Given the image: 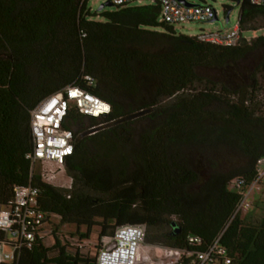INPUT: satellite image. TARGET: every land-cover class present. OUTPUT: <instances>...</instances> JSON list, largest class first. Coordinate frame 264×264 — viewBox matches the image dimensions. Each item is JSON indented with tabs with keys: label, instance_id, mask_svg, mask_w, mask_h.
<instances>
[{
	"label": "trees",
	"instance_id": "trees-1",
	"mask_svg": "<svg viewBox=\"0 0 264 264\" xmlns=\"http://www.w3.org/2000/svg\"><path fill=\"white\" fill-rule=\"evenodd\" d=\"M88 2L0 0V207L12 198L15 186L32 185L39 190L37 207L62 216L52 229V246H46L37 233L31 247H23L13 264H98L103 237L113 236L126 224H144L147 244L172 248L202 249L223 231L220 243L233 257L230 264H264V214L256 221L241 213L232 218L239 195L229 188L236 177L252 180L258 159L264 157V122L248 120L260 119L250 113V106L264 104V85L238 81L239 62L264 44V36L235 47L216 46L160 21L159 5L92 12ZM240 7L243 32L264 28V6L244 1ZM97 15L103 20L93 19ZM200 68L218 77L201 75ZM34 74L37 78L32 80ZM85 75L95 79L94 85L87 84ZM71 84L105 99L112 110L107 116L92 117L70 108L65 127L74 133L75 151L66 168L73 180L64 187L43 181L38 173L31 175L26 153L32 147L31 110L43 97ZM201 88H222L231 94L236 112L228 119L200 116L189 125L179 145L188 148L192 182L181 177L161 189L142 180L132 165L123 180L104 157L108 148L103 138L88 139L74 129L84 120L89 127L123 125L108 137L128 146L134 133L126 134L124 141L121 134L130 125L131 111L172 99L189 112L190 122L192 99L187 96ZM132 103L136 107L127 110ZM151 127L149 123L146 131ZM191 203L213 207L202 232L192 228L182 211ZM174 213L181 227L178 234L171 226ZM64 223L76 226L70 235L80 241L91 240L97 230L95 243L80 248L61 241L57 233ZM190 233L202 236L205 244L190 246L186 240ZM7 236L0 227V246Z\"/></svg>",
	"mask_w": 264,
	"mask_h": 264
},
{
	"label": "built area",
	"instance_id": "built-area-1",
	"mask_svg": "<svg viewBox=\"0 0 264 264\" xmlns=\"http://www.w3.org/2000/svg\"><path fill=\"white\" fill-rule=\"evenodd\" d=\"M113 6L135 5L136 2L160 6V21L173 25L194 21L210 22L217 16V10L207 2L186 4L182 0H108ZM239 5L248 1L253 5L264 6V0H234ZM176 29V28H175ZM177 31V30H176ZM239 20L228 29L201 30L192 35L201 42L224 47H235L243 40ZM88 85H94L91 75L83 77ZM71 107L80 113L92 117H104L111 113V104L79 85H67L59 91L43 97L31 110L30 127L32 147L26 153L31 163V175L38 173L41 179L52 184L57 175L64 171L67 159L75 151L74 133L65 127V120ZM72 183V179L70 181ZM71 183L69 186H71ZM68 186V187H69ZM229 188L239 195L232 218L251 207L250 197L254 191L264 188V157L258 159L255 177L247 181L236 177L230 181ZM37 187L32 185L15 186L13 196L8 203L0 207V227L8 232L3 245L12 250L4 254L5 264L15 263L23 247H31L35 235H42L45 225L52 229L62 221V216L47 212L37 207ZM231 218V219H232ZM42 229L41 232H39ZM223 231L202 249L172 248L149 245L146 243V226L144 224H126L116 229L113 236L102 239L103 246L97 256L98 264H230L233 257L228 248L220 243ZM63 242L80 248L88 245L85 241L71 236ZM190 246L205 244L202 236L188 234ZM72 242V243H70ZM113 244V245H112ZM112 245V247H109Z\"/></svg>",
	"mask_w": 264,
	"mask_h": 264
},
{
	"label": "rangeland",
	"instance_id": "rangeland-1",
	"mask_svg": "<svg viewBox=\"0 0 264 264\" xmlns=\"http://www.w3.org/2000/svg\"><path fill=\"white\" fill-rule=\"evenodd\" d=\"M106 1L107 0H89L88 7L92 12H99V6ZM188 1L191 3L207 2L211 4L217 10L218 19L210 22L194 21L177 25L175 28L178 33L192 36L199 33L201 30L228 29L232 28L238 21L241 7L237 5L234 0ZM147 3L148 2L143 1L134 4L142 5ZM226 7L232 8L229 15V22H226ZM113 8L114 6L106 7V10ZM93 19L103 20L100 15L95 16ZM243 36L249 39L264 36V28L257 31H244ZM238 65L241 68L238 71V81H243L245 84L256 83L257 85H264V44L260 45L255 51L247 54L245 59L241 60ZM198 73L207 77H218V74L206 68H200ZM36 78L34 74L32 80ZM190 94L191 95L187 96L188 101L192 99L191 109L193 110V115L189 118L191 119L190 122H187L189 112H187L184 107H179L172 99L164 100L161 104L149 108L145 113L130 117L131 121L129 126H132V129H130L129 126H125L126 128L123 130L124 134H121L124 141L126 134L134 133V138L132 136L133 141L128 146H123L122 142L108 137L109 134L112 135L113 129L114 131H118L117 129L123 127V125L116 128L109 126L101 130H96L99 125L89 127L90 125L87 120H84L76 124L74 129H79L82 134L87 132L85 135L88 139L97 140L100 137L103 138L102 141L105 143L104 147L108 148L104 157L112 169L116 168L119 171V176L123 178V180L129 174L128 166L132 165V170L137 171L142 180L159 185L161 189L168 185L175 184L181 177L185 178L187 182H192L194 178L189 174L188 148L179 145L180 140H183L188 135L189 125L192 124L191 122L194 121V119L200 116L213 119H228L232 113L236 111L234 109L235 102L231 94H228L222 88H218L216 91H207L201 88ZM128 101L130 102V100ZM260 101H262V99ZM134 107H136V105L132 103L130 106H127L126 109L130 110ZM260 110H264V104L262 102L251 105L250 113L253 111V114L260 117V119L248 120L250 122H264V120H262L264 114L261 116ZM140 111L142 110L135 109L130 113L132 115V113L135 114ZM208 111L212 112L208 113ZM148 119H150V121ZM149 123H151L153 127L146 131ZM142 124L145 125L142 127ZM71 179L73 180L68 174L65 165L64 171L57 175L52 184L68 187L71 183ZM216 201L217 199H214V202ZM250 201L251 207L246 212H242V216H246V219L251 218L256 221L264 214V188H261L259 191H254L250 197ZM171 208L174 212L178 210L176 207ZM182 211L187 215L192 228L202 232L213 214V207L191 203L182 207ZM177 218L176 213L171 216L172 220H177ZM82 230H84V228H82ZM75 231L76 226L74 224L64 223L59 226L57 237L62 241L64 234L66 235L65 239H67L70 237V233H75ZM96 235L97 230L94 229L91 234V240L84 241L88 243V245H93L96 240ZM42 236L44 237L43 242L46 246H52L54 244L55 239L52 235V227H50V225L47 224L44 226ZM78 238V236H75L73 242H76ZM11 250V246L1 245L0 261H3L4 254L11 252Z\"/></svg>",
	"mask_w": 264,
	"mask_h": 264
},
{
	"label": "water",
	"instance_id": "water-1",
	"mask_svg": "<svg viewBox=\"0 0 264 264\" xmlns=\"http://www.w3.org/2000/svg\"><path fill=\"white\" fill-rule=\"evenodd\" d=\"M182 1H183L184 3H186V4H191V3L187 2L186 0H182ZM237 5H239V2H237ZM111 6H113V4H112L110 1L107 0L106 2L102 3V4L99 6L98 11H102L104 8H106V7H111ZM231 11H232V8L229 9L228 12H227V15H226V22H229V21H230V17H229V15H230ZM217 19H218V17H215V18L213 19V21H214V20H217ZM148 110H149V108H148V109H145V110H142V111H140V112H137V113H135V114H132V115H130V116L127 117V118L135 117V116H137V115L143 114V113H145V112L148 111ZM86 133H87V132H85V133H83V134H86ZM171 226L173 227V229H174V233H175V234H178V233L181 232V227L177 225V222H176L175 220H173V221L171 222ZM112 245H113V244H112ZM112 245H109V247H112Z\"/></svg>",
	"mask_w": 264,
	"mask_h": 264
},
{
	"label": "flooded vegetation",
	"instance_id": "flooded-vegetation-1",
	"mask_svg": "<svg viewBox=\"0 0 264 264\" xmlns=\"http://www.w3.org/2000/svg\"><path fill=\"white\" fill-rule=\"evenodd\" d=\"M102 129V127H98L96 130H101Z\"/></svg>",
	"mask_w": 264,
	"mask_h": 264
}]
</instances>
